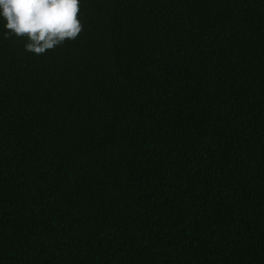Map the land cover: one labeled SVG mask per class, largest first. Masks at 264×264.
<instances>
[{
	"label": "trees",
	"instance_id": "16d2710c",
	"mask_svg": "<svg viewBox=\"0 0 264 264\" xmlns=\"http://www.w3.org/2000/svg\"><path fill=\"white\" fill-rule=\"evenodd\" d=\"M78 7L0 20V264H264V0Z\"/></svg>",
	"mask_w": 264,
	"mask_h": 264
},
{
	"label": "clouds",
	"instance_id": "9594fccd",
	"mask_svg": "<svg viewBox=\"0 0 264 264\" xmlns=\"http://www.w3.org/2000/svg\"><path fill=\"white\" fill-rule=\"evenodd\" d=\"M78 5L79 0H0V20L10 34L26 38V51L39 55L76 38L82 29Z\"/></svg>",
	"mask_w": 264,
	"mask_h": 264
}]
</instances>
